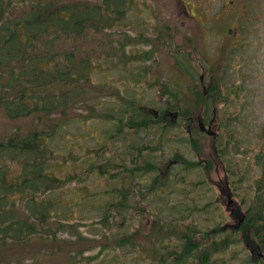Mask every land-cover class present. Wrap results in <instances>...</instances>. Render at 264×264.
Here are the masks:
<instances>
[{
	"label": "rangeland",
	"instance_id": "obj_1",
	"mask_svg": "<svg viewBox=\"0 0 264 264\" xmlns=\"http://www.w3.org/2000/svg\"><path fill=\"white\" fill-rule=\"evenodd\" d=\"M233 1L187 0L196 18L185 20L178 14L182 11L178 0H126L124 13L111 14L114 21L109 28L88 30V43L92 45L94 37L98 59L93 81L98 85L97 97L104 100L97 109L107 111L122 102L124 95L133 96L137 106L145 107L139 116L150 114L152 107L179 109L183 117L214 118L216 138L199 134L196 120L190 134L181 119L160 121L151 128L126 125L120 131L117 119L94 116L87 120V105L72 108L70 119L57 115L55 121L43 116L11 120L0 112V140L30 129L47 128L49 133L51 129L50 143L57 150L52 170L62 181L60 189L48 191V197L63 194L65 205L70 204L44 226L46 231L60 227L54 236L0 243V264H160V255L168 248L176 255L183 251L182 234L202 246L209 238L220 241L223 234L216 230L230 220L228 198L218 189L222 180L230 179L233 207L261 213L264 0ZM222 30L227 36L221 40ZM180 48L187 51L176 53ZM146 50L149 59L144 57ZM130 72H134L132 79L127 78ZM201 73L206 87L211 78L220 82L216 99L201 98L205 93ZM137 74L141 79L136 83ZM175 158L178 162L171 164ZM88 162L108 171L89 173ZM70 172L77 175L70 179ZM149 189L153 190L147 193ZM116 199L124 206L117 208ZM154 220L168 229L151 233ZM236 236H225L227 246L204 264H256L243 235ZM167 255L163 256L168 264L199 261L196 256L193 263L192 259L172 261Z\"/></svg>",
	"mask_w": 264,
	"mask_h": 264
},
{
	"label": "trees",
	"instance_id": "obj_2",
	"mask_svg": "<svg viewBox=\"0 0 264 264\" xmlns=\"http://www.w3.org/2000/svg\"><path fill=\"white\" fill-rule=\"evenodd\" d=\"M124 4L127 5L126 0H103L97 5L75 0H29L27 3L0 0V112L11 120L43 116L55 121L57 115L70 119L72 108L87 105L84 111L87 120L94 116L117 119L120 131L124 125L151 128L160 122V118L150 114L139 116L143 106H137L133 96L129 99L124 95L122 102L107 111L97 109V104L102 105L104 100L97 97L99 89L93 81L98 68L94 62L98 59L94 56V37L93 44L88 43L91 36L88 30L109 28L114 21L111 14L124 13ZM149 54L146 50L144 57L149 59ZM141 64L144 63L140 60ZM133 76L134 72H130L127 78ZM133 79L140 82L141 75L137 74L138 80ZM219 83L211 78L201 98L216 99ZM51 136V129L50 133L47 128L30 129L24 135L14 133L0 140V243L20 244L38 236H54L61 230L59 227L46 231L44 227L57 219L54 215H62L67 210L65 207H70L65 205L63 194L58 198L48 197V191L58 190L62 181L52 170L51 159L57 150L50 143ZM211 157H216L214 150ZM88 164L89 173L105 175L108 171L101 164ZM76 175L70 172L67 176L73 179ZM114 202L117 208L123 205L121 199ZM259 208L261 213L246 211V222L240 229L243 240L250 246L256 243L264 248V205ZM106 218L105 214L103 220ZM189 238L182 234L185 251L188 254L196 251L202 261L227 246V238L220 241L213 238L204 247L199 242H190Z\"/></svg>",
	"mask_w": 264,
	"mask_h": 264
},
{
	"label": "flooded vegetation",
	"instance_id": "obj_3",
	"mask_svg": "<svg viewBox=\"0 0 264 264\" xmlns=\"http://www.w3.org/2000/svg\"><path fill=\"white\" fill-rule=\"evenodd\" d=\"M178 2L182 6V11L178 12L179 15H181L185 20L186 19L190 20V19L196 18L195 17L196 13L194 11H192L191 8H188L187 0H178ZM233 2H234L233 0H229V3H233ZM225 3H226V1L224 2V5H225ZM229 30H231V29H229ZM222 31L224 32V30H222ZM234 35L236 36L237 33H235ZM224 36H227L226 32H224L222 34L220 39L222 40V38ZM183 51H187V50L180 48V49H178L176 51V53H179V52L180 53H184ZM204 75H205L204 73L203 74L201 73L199 79L202 82V84H203L202 87L205 89V93H206L207 89L210 86V84H209V86L206 87V85L204 84V80H203ZM148 111H149V108H148ZM171 111H173V110L169 109V108H165L163 110L156 109L155 112H153V111L152 112H153L155 118H160L161 121H163V122H166L168 119L170 121H173V123L178 122L180 119L184 120L187 123L186 126H187L189 134L193 131V129H192L194 127L193 122L196 120L197 123H198L197 127L199 129L198 130L199 134L212 135L213 138L217 137V132L213 128L214 121H215L214 118H211V119L207 120L206 117H202V116L195 117L193 115H191V116L188 115L187 117H183L182 112H180L179 109L175 110V111H177V113H176L177 115L173 114L175 111H173V113ZM171 115H174L175 117L174 116L171 117ZM182 117H183V119H182ZM124 126L126 127V125H124ZM127 127H129V126H127ZM131 128H135V126H131ZM207 128H209V129H207ZM209 130H210L211 134H210V132H208ZM176 161L178 162L177 158L171 160L170 162H171V164H173V163H176ZM205 162H207L206 159H205ZM207 174H209V173H207ZM227 178H228V176H227ZM229 180L230 179H228V182L227 181L225 182V181L222 180V181H219V183H218V186H219L218 189H219L220 193L221 194H225V196H227V198H228V202L226 203V208H227L226 211L229 212V218H230V220L227 221V223H225V225L221 228L222 230L221 229L220 230H216V233L223 234V236L219 240L225 239L227 237L228 238H232L234 235H237L238 233H241L242 231H241L240 228L246 222V220H245L246 219V212H242L240 210V208H236L237 206L233 207L234 201H232V199L230 198V196L233 194V190L230 188V181ZM204 185L205 184L203 183L200 186H204ZM201 188H203V187H201ZM156 189L157 188H154V191H156ZM152 190L153 189L147 190V193L151 192ZM226 201H227V199H226ZM122 206H124V204ZM150 224H151V227H150L149 231L151 233H153L154 231H156V232L160 231L162 233L164 231V229L165 230L168 229L167 226H165V228H163L162 224L158 223V220H154L152 222L150 221ZM216 225H218V223ZM162 228H163V230H162ZM223 231H225V234L223 233ZM148 235H150V233H148ZM171 236L175 237L176 235L173 234ZM225 236H227V237H225ZM247 237L249 238V235ZM161 238H164V235H162ZM212 239L209 238L208 242H211ZM214 240H217V239L214 238ZM208 242L204 243V246L207 245ZM244 242H245V245H246L247 249H249V251H250L251 261L255 262L256 264H264L263 247L261 248V246L259 244H256V243H253V245L250 246L248 242H246V241H244ZM133 243L135 244V242L131 241L130 245L133 244ZM131 247H134V246L131 245ZM168 250L169 251H167V252H168L169 255H167V256L171 257L172 261H180V260L185 261L187 259H192V263H193V261L195 259V256L200 261V259L197 256L196 251H193L192 253L188 254V252L185 251V246H184L183 251L181 253H179L178 255L174 254L173 250H171L169 248H168ZM167 252H166V254H167ZM166 254H165V251H164L162 253V255H160V259H159L160 260V264H168L169 263L168 259L163 256V255H166ZM214 254H216V253H214ZM199 261H197L196 263L194 262V264H201V263L204 264L205 260L201 261V262H199Z\"/></svg>",
	"mask_w": 264,
	"mask_h": 264
},
{
	"label": "water",
	"instance_id": "obj_4",
	"mask_svg": "<svg viewBox=\"0 0 264 264\" xmlns=\"http://www.w3.org/2000/svg\"><path fill=\"white\" fill-rule=\"evenodd\" d=\"M208 132H210V130H209ZM210 133H211V132H210Z\"/></svg>",
	"mask_w": 264,
	"mask_h": 264
}]
</instances>
